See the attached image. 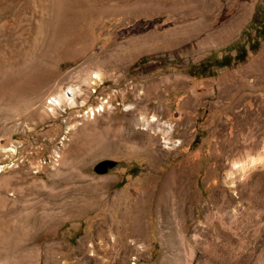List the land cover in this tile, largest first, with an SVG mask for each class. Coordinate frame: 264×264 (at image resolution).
<instances>
[{
	"label": "rangeland",
	"instance_id": "374dc122",
	"mask_svg": "<svg viewBox=\"0 0 264 264\" xmlns=\"http://www.w3.org/2000/svg\"><path fill=\"white\" fill-rule=\"evenodd\" d=\"M263 59L264 0H0V264H264Z\"/></svg>",
	"mask_w": 264,
	"mask_h": 264
},
{
	"label": "bare ground",
	"instance_id": "6f19581e",
	"mask_svg": "<svg viewBox=\"0 0 264 264\" xmlns=\"http://www.w3.org/2000/svg\"><path fill=\"white\" fill-rule=\"evenodd\" d=\"M260 66V65H259ZM260 68H264V59L262 60V65L260 66ZM22 73V72H21ZM19 74V73H18ZM26 85V84H25ZM2 88H3V86H2ZM71 101H72V99H70ZM154 121V120H153ZM245 144V143H244ZM240 145V144H239ZM255 148V147H254ZM244 149H247V148H245V147H239V146H236V147H234L233 149H232V156H244L245 154H246V152H245V150ZM9 152L10 153H15L16 152V150H14L13 148L12 149H9ZM226 156V155H225ZM240 165V164H239ZM242 165V164H241ZM227 166V165H226ZM245 166V165H244ZM244 166L243 167H240L239 168V166L238 165H235V167L234 168H237V171H243L244 170ZM220 168V167H219ZM247 168V167H246ZM235 171V170H234ZM0 172H2L1 171V169H0ZM230 175V174H229ZM223 176V175H222ZM224 178V177H223ZM233 179V178H232ZM187 180H188V178H187ZM231 182H233V180H231ZM236 183V182H235ZM180 184V183H179ZM237 184V187H239V186H241V184H239V183H236ZM180 189H181V193H182V197H183V201H184V203H185V205L186 204H188L189 203V198H188V196L186 195V193H187V183L184 181V182H182L181 183V185H180ZM230 200V203L231 202H233V201H231V199H229ZM219 203V202H218ZM185 207V206H184ZM209 208V207H208ZM212 209H214V208H212ZM219 209H221V208H219ZM209 210V209H208ZM218 211V210H217ZM210 213H211V211H210ZM219 213V212H218ZM220 214V213H219ZM216 218V217H215ZM221 221L222 220H219V221H217V223L215 224V227L216 228H218L219 226H220V224H221ZM214 223V222H213Z\"/></svg>",
	"mask_w": 264,
	"mask_h": 264
},
{
	"label": "water",
	"instance_id": "95a60500",
	"mask_svg": "<svg viewBox=\"0 0 264 264\" xmlns=\"http://www.w3.org/2000/svg\"><path fill=\"white\" fill-rule=\"evenodd\" d=\"M114 162L112 161H102L94 167V172H99V171H105L107 168H111L114 166Z\"/></svg>",
	"mask_w": 264,
	"mask_h": 264
},
{
	"label": "built area",
	"instance_id": "2783aa9c",
	"mask_svg": "<svg viewBox=\"0 0 264 264\" xmlns=\"http://www.w3.org/2000/svg\"><path fill=\"white\" fill-rule=\"evenodd\" d=\"M168 134L170 135V132H168ZM178 143H179V141H178ZM16 153H17V150H16ZM11 157H16L15 153ZM42 165H46V161L45 160L42 161ZM29 166L32 169V171H34V173L38 171V169H35V167H33L32 165H29ZM50 167L54 168V162L51 163Z\"/></svg>",
	"mask_w": 264,
	"mask_h": 264
},
{
	"label": "trees",
	"instance_id": "16d2710c",
	"mask_svg": "<svg viewBox=\"0 0 264 264\" xmlns=\"http://www.w3.org/2000/svg\"><path fill=\"white\" fill-rule=\"evenodd\" d=\"M227 50H234L233 47H227Z\"/></svg>",
	"mask_w": 264,
	"mask_h": 264
}]
</instances>
